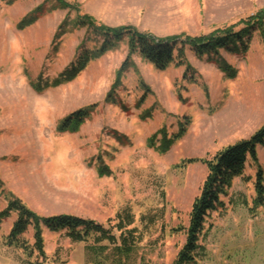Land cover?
I'll list each match as a JSON object with an SVG mask.
<instances>
[{"label": "rangeland", "instance_id": "1", "mask_svg": "<svg viewBox=\"0 0 264 264\" xmlns=\"http://www.w3.org/2000/svg\"><path fill=\"white\" fill-rule=\"evenodd\" d=\"M67 1L76 8L56 0H0V212L18 198L40 215L71 213L106 227L124 211L133 215L126 229L136 228L138 239L127 255L112 245L93 251L92 237L73 241L65 230L43 228L45 257H31L39 264H173L208 172L201 161H185L210 157L264 123L259 33L239 52L198 57L187 51V74L184 65L161 70L132 54L112 90L128 54L122 40L73 79L55 80L103 40L78 25L80 14L158 37L199 35L237 24L264 9V0ZM32 16V23L20 24ZM220 60L237 70L235 77ZM91 104L97 105L76 131L58 129ZM164 134L177 140L162 150ZM257 153L258 163L246 165L249 179L236 177L225 208L206 217L198 264H264V205L253 204L264 147ZM16 219L11 211L0 221V264H27L21 249L4 243ZM24 236L33 243L32 228Z\"/></svg>", "mask_w": 264, "mask_h": 264}, {"label": "trees", "instance_id": "2", "mask_svg": "<svg viewBox=\"0 0 264 264\" xmlns=\"http://www.w3.org/2000/svg\"><path fill=\"white\" fill-rule=\"evenodd\" d=\"M56 1L62 6L76 8L67 0ZM35 19V16L24 17L20 24L25 26ZM77 22L78 25L85 26L87 31L96 37H103V40L99 47L91 52L81 54L76 62L60 73L54 85L73 79L86 67L90 60L103 55L122 40L127 41L128 54L116 73L112 90L116 88L122 71L127 66L132 54L135 53H138L143 59L161 70L172 64L184 65L187 74L190 69L187 51H192L198 57H203L204 55H219L221 49L233 53L239 52L241 49L246 50L253 31L259 33L264 45V9H259L255 13L242 18L237 23L242 24V27L238 30L235 27L237 24H234L199 35L181 33L158 37L132 25L112 27L102 24L89 14H80ZM220 66L230 77H235L237 70L227 62L220 60ZM96 105L91 104L71 112L61 121L58 129L60 131H76L90 116ZM185 132L186 125L180 129L178 138ZM175 140H177L175 136L167 138L164 134V142L161 144L162 150L169 147ZM150 144L155 145L154 136L151 138ZM258 146L264 147V123L250 137L229 144L210 157L191 158L185 161H201L206 164L208 172L200 193L192 203L189 224L185 228L186 239L173 264H198L200 255L205 249L199 241L205 229L206 217L219 208H225L224 197L228 195L229 188L236 177L249 179L244 176L246 165L248 161L258 163ZM255 191L254 208L264 205V173L261 168L256 174ZM11 211L17 212V219L9 233L4 237V243L21 249L27 256V264H39L38 261L31 260L35 252L39 256L45 257L43 228L51 231L65 230L67 236L73 241H87L91 237L96 244L106 241L107 244H99V246L94 244L90 247L93 251L97 249L105 251L109 245H112L115 250L126 255L135 248L138 239L135 234L136 228L126 229L127 225L133 222V215L126 211L118 214V222L111 227H106L92 218L71 213L40 215L27 207L18 198L11 200L7 208L0 212V221L8 216ZM30 228L33 230V243L24 236ZM114 228L120 232L119 235L114 232Z\"/></svg>", "mask_w": 264, "mask_h": 264}]
</instances>
